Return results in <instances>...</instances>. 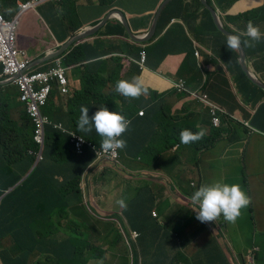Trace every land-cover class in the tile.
I'll return each instance as SVG.
<instances>
[{
    "label": "clouds",
    "instance_id": "clouds-1",
    "mask_svg": "<svg viewBox=\"0 0 264 264\" xmlns=\"http://www.w3.org/2000/svg\"><path fill=\"white\" fill-rule=\"evenodd\" d=\"M63 1L64 0H14V5L8 6H3L0 1V16L2 18L0 24V54L7 56V53L10 52L11 49L17 51L16 60L0 58V87L10 86L12 93L10 98L16 97L18 101L17 103L22 109L17 120L20 118L21 114L24 113V110H26L31 123L35 127V131L38 123L42 124L44 128L43 145L37 144L34 136V141L39 146V150L34 155L35 162L32 169L19 183L14 187L9 188L7 192L1 195L0 205L7 195L12 193L15 189L21 188L20 186L31 176L34 170H36L40 164L44 163L46 129L48 126H51L53 130L69 135L70 144L72 145L69 155L73 159H67V162L63 165V179L58 178V184H60L65 195L68 192H72L70 194L74 196L71 199H76L78 204H80L82 202L80 199L83 198L82 188H85L89 184H102L104 181V176H94V174L83 171L79 183H63L64 181L71 180L73 173L78 171L74 168V165L77 163L74 159L77 157L84 158V150L86 146L94 151L95 155L94 162H91V164L89 163L90 165L88 164V168L101 163H103L104 166L121 165L117 163L116 160L107 161L100 158L96 153L98 149H103L105 151L117 149L119 156V152L123 150L126 145L130 147L133 146L130 153L131 157H134L135 155L140 159L144 158L147 162H154V167L150 172V175L154 174L156 169L158 171L160 170V167L156 166L157 164H161V168L172 170V175L167 176L165 180H162V182L160 181L155 187L160 188L156 193L152 191L153 188L151 186L146 190H142L141 194H143V197L135 200L138 208L141 211L147 212L153 220H156L158 214L162 215L164 212L168 211H173L174 214V210L178 207H180L178 210L179 214L181 208L186 207V199L191 196L189 204L191 205V203H193L196 218L201 222L212 221L214 233L216 232L215 236L218 237L219 234H222L223 237H218V239H223V247L227 248L223 230L219 229V226L222 225L221 222L224 221L221 218L223 216L227 221H234L240 214V210L248 205L249 197L237 183L215 181L209 184H201L203 178L199 175L201 173L199 167L203 165L199 164L198 161L204 156L206 161L212 157L213 147L217 146V142L213 139L214 133H222V136L225 137L232 135L230 124L235 122L233 119L242 122L241 124L249 129L248 133L259 132L251 126L252 124L245 122V119L242 120L237 118L234 113H229L228 110L211 101L210 97L208 98L207 94L203 92L206 85L205 77L202 78L199 76V78H202L201 83H199L200 86H194L190 79V72L185 67H180L175 72H163L162 69H160V65L165 59V56H162L161 58L160 56L154 55L155 59L158 60V63L152 64L151 56L147 52L146 46L155 39L157 34L153 35L152 33H147L146 36L149 37L146 39V42L135 49L136 43H138V38L144 36L145 33H138L132 30L125 14L119 9L112 8L114 0H99L98 4L101 5L103 9H111L105 16L92 22H85L81 18L79 12L80 7L87 3H83V0H76L74 14L80 27L71 35L68 34L61 19L60 6L62 4H59ZM183 1L184 0H181L182 10L178 11L175 7V0H164L158 11V18L160 19L161 13L166 5L164 13L170 8L175 9L177 12H182L184 9ZM197 1L206 13L210 12L207 5L216 10L223 26L225 27L226 22L224 21L223 15H221L219 9L216 7L215 0ZM45 4H51V6L55 7L59 12L57 25H62V29L59 33L50 35V37L54 39V43L51 42V44H48L47 48L43 51L42 56L33 59L27 54L26 50L19 46L20 38L23 33L24 16L31 11H38V8ZM113 19L118 23L114 25V27L109 28L108 24ZM172 19L174 20L177 18ZM119 26L121 28H119ZM234 26L236 28L234 31H237L236 33L232 32L233 30L231 29L229 31L225 27L229 32L233 33L226 36L227 39L225 45L228 49H235L237 51V48L242 44L254 46L256 41L264 38V32L260 30L258 25H254L250 20L247 22L246 26L241 28L236 25ZM214 28H216L215 24ZM127 29H129V31H127ZM239 29L240 31H238ZM150 30L153 31V27ZM157 30H159L158 26ZM217 31L219 34H223L218 29ZM86 33L89 34L72 41L75 37ZM167 34L168 33L165 32L164 36ZM5 36L13 37L11 45H1V38H4ZM245 37L250 39H245ZM161 40L163 41V39ZM124 42L127 43V46H125L126 43ZM118 43H122L125 46L124 49H118L116 47ZM77 48L82 51H86L89 48H95L99 54L96 60H100L99 62H101V65L92 74L90 81L87 76L82 77L84 78L85 85L83 84V80L80 79V81L77 82V86L73 89L71 87V71L72 69L75 70L76 68H79L81 63L69 65L68 57ZM244 49L247 56L248 67L251 68L254 74L264 82L262 77L250 66L248 61V59H250V52H247L245 47ZM231 53L235 55L234 52ZM194 56L200 57V49L198 47L194 50ZM256 57L260 58L264 56ZM234 58L236 59V55ZM90 62L94 61H85L84 64L87 65ZM237 63L239 64V54ZM238 64L236 65L240 72L241 66ZM203 69V67H196L198 74L203 72ZM58 71L63 72L62 74L66 81L65 84H62L58 76H55ZM244 75L245 73L241 68V77L238 79L236 78L237 82H241L242 93L248 91L256 93L255 86L257 85ZM146 77H150V79L147 80ZM44 78H47L48 82H44ZM154 78L158 79V83L156 85H147ZM25 80L33 83L34 89L38 93H41L46 87L50 88L44 104H39L36 100H25L26 97L22 96V91L19 85L20 81L24 82ZM94 80L95 83H91ZM104 80L110 81L113 84V86L109 87L108 96H103L101 93L97 92L100 85L94 87L99 84L100 81L103 82ZM47 83L49 84L47 85ZM90 93L98 94L100 100L113 102L116 108L120 111L110 110L106 106H99L96 104L97 99H95L94 96V99H92V97L89 98L88 94ZM75 94L78 96L85 94V98L90 106H92L93 109L95 107L99 108L90 116L89 108L81 106L77 125L73 119H70L71 124H67L70 127V130H67L64 127L65 123L59 119L70 118L72 116L77 118L76 115H70L69 109V101ZM191 99L199 105L197 109H192L190 104L181 108L177 107L179 103L185 102L186 100L190 101ZM30 103L37 106V116L32 115L29 111ZM49 106H51V112L47 110ZM126 106L130 107L129 113L123 112V109ZM258 106L259 103L255 108ZM247 107L250 111L253 110L252 105H248ZM12 111L13 110L11 109L8 110L9 122L17 121L11 118L10 113ZM200 112H204L207 115L208 125L201 126L197 124L196 128L199 129V131L193 132L190 130L189 121L199 116ZM226 116L231 118L230 121L226 120ZM3 118L6 120L4 116ZM164 120L171 125V129L176 127L185 128L180 132V142L178 141L175 143L172 140L170 131L169 136L166 137V141L162 143L158 141L159 132L165 127L161 124ZM77 130L84 132L86 138H90L91 132L94 130L95 133L102 138L100 147H97L96 144H93L91 141H88V139L78 134ZM203 134H206L213 139L212 146L205 148L198 145L197 148H193L189 142L199 140ZM78 139L82 142V148L80 151L76 148V142ZM187 150L191 151L195 156L190 158L186 153ZM15 158V155L12 153L2 154V151L0 150V185L15 177V174L18 171L17 168L14 167ZM54 164L58 165V162L55 161ZM139 169H142L145 172L144 166L139 167ZM243 175L246 176L245 168ZM138 176L140 181L143 182L149 174L148 176L141 174ZM244 183L247 184L248 179H245ZM50 185L53 186L51 190L49 189ZM29 188L30 193H28V198L25 199L23 204L32 202L31 198L45 193L43 191H36V189L47 188L51 196V191L56 188V183H34V185L30 184ZM182 190L186 191L184 195L182 194ZM63 203H65V201ZM118 203L122 204L123 201H118ZM85 208L87 209L89 207L86 206ZM251 208H253V206ZM69 210L70 209L67 208L68 215L70 213ZM249 211L252 213L251 215L254 219V213L258 210L253 212H251V210ZM82 217L83 221L81 222H83L85 227H82L78 231H72L71 227L69 231L65 227L63 220L66 217L43 219L38 215H33L32 217H28L24 225L18 228H13L15 222H9L11 226L9 233L27 230L31 234L33 232L31 230L32 225L40 220L43 221L42 228L39 231L35 230L34 234L40 235L44 232L46 235V242L51 243L53 246L45 247L43 255H40L38 252H35L33 255L30 254L25 264H35L39 262V258L48 257L45 254H48L51 247L62 246L61 248L68 254L70 250L73 251V254L76 253L78 246H72L70 243L69 251L65 250L67 248L65 247V244L68 243L67 235L75 234H81L82 239L87 242L88 246H80V249L82 247L84 253H86L84 257L87 260L86 264H104V261L108 256H111L112 261L115 264H118V256L110 247L112 245L109 237H102L98 231V244L101 249L98 250L89 245L94 242L91 234L95 228L90 227L88 229L85 224L86 217L84 215ZM81 222H79V225ZM73 226H76L75 223H73ZM113 234L122 237L124 241L127 240V243H133L134 246L141 237L140 232L132 230H118L113 232ZM229 255H231L233 261L237 260L232 252H230ZM48 259L50 258L48 257Z\"/></svg>",
    "mask_w": 264,
    "mask_h": 264
},
{
    "label": "crops",
    "instance_id": "crops-1",
    "mask_svg": "<svg viewBox=\"0 0 264 264\" xmlns=\"http://www.w3.org/2000/svg\"><path fill=\"white\" fill-rule=\"evenodd\" d=\"M0 1L3 6L14 5V0ZM163 1L164 0H114L112 8L119 9L125 14L133 31L145 33L144 36L138 38L135 49L146 42V39L149 37L146 36L147 33H152L153 35L157 34V36L154 37L163 39L164 45L154 54L161 58L165 56V59L160 65V69H162L163 72H175L178 68L185 67L190 72V79L194 86H200L198 83L199 76L202 78L205 77L206 85L203 92L208 95H212L213 93L212 97H215H209L213 99L217 105L225 108L229 113H234L237 118L242 120L245 119V122L252 124L251 118L254 117L257 108H255V105L253 106V102H248L247 92L242 93L241 82H237L236 80V78L238 79L241 76L236 65L235 55L230 51L228 52L224 44L226 40H224L221 35L218 36L217 33L219 32L208 20L205 10L201 8L197 0H184V9L182 12H177L175 9L170 8L164 13L166 5L159 19L158 11ZM83 3L87 4H83L79 12L81 18L85 22H92L105 16L111 9H103L102 6L98 4L99 0H83ZM245 3H247V0L238 2L230 13H239L241 8L245 6ZM256 4V1L251 0V4L248 8ZM58 18L59 12L55 7H52L51 4L42 5L38 8V11L35 10L25 14L23 33L20 38L19 46L26 50L27 54L33 59L42 56L48 44H51V42L54 43V39L50 37V35L59 33L62 29V25H57ZM172 18L177 19L173 20ZM111 22L113 25L118 23L115 19L111 20ZM226 25L231 30L236 29L230 21L226 23ZM153 26H156L155 31L154 29L153 31L150 30ZM157 26L159 30H157ZM238 31H240V29ZM165 32L168 34L164 36ZM220 43L223 45L224 51L219 47ZM125 46H127V43ZM125 46L122 43H118L116 47L118 49H124ZM196 47L201 49L200 57L193 55ZM216 50L219 51H217L219 54ZM221 54L223 55L222 57ZM152 58L155 59V56L153 55ZM213 61L220 65V68H216L213 72L214 76L216 75L214 77V84H222L220 85L222 87L227 84L224 88L229 91V93H224L223 91L216 92L214 89H208V82L211 75L208 69L213 64ZM248 61L254 71L264 80V57L259 58L251 53V57ZM196 67H203L204 71L198 74ZM84 70H87V68L81 66L75 70L72 69L71 77H73L74 74L80 73L81 80H83L84 78L82 77L87 75L86 71L83 72ZM146 79L149 80L150 77H146ZM157 83L158 79L154 78L149 84H146L156 85ZM232 97L234 99L233 101L230 99ZM255 99H257L256 94L254 95L253 101ZM262 99L263 101L257 102L263 104L264 98ZM188 101L189 100L179 103L177 107L181 108L190 104L192 109L198 108L199 105L195 103L194 100L191 99L189 102ZM199 104L202 106L200 102ZM245 104L252 105L253 107L251 111L248 109L247 114L241 109L247 106ZM21 110L20 106L17 110H13L10 113L11 118L17 120ZM196 119H198V121H195ZM193 121L201 126L208 125L207 115L204 112H200V116L195 117ZM259 121L264 126V114L261 115ZM230 127L232 129V135L229 137L222 136V133L213 134V139L217 142V146L213 147L211 159L214 157L222 158L224 156L221 167L216 168V170L224 173L223 176H225L229 171L228 168H226L228 163L234 162L239 158L244 164L245 171H247L250 176H253L254 180L259 182V187L264 189V131L261 134L257 132L248 133L249 129L238 122H232ZM132 147L128 146L130 150ZM217 151H222V153L218 155L216 153ZM72 159L73 158L69 155L68 160ZM74 160L77 161L74 165L76 170L85 169L84 172L94 174V176L104 177H108L106 174L111 172V174H114L112 178H115V181H117V178L119 179L120 176L122 177L121 183L123 184L119 186L121 187L119 198L123 201L121 205L123 209L121 211L117 212L104 208V202L110 197L109 195H112L113 191L118 188L117 185L109 192V188L104 184H89L85 188H82L83 198L80 204H78L76 199H67L65 201L70 209V213L68 217L63 220L68 230L71 227L72 231H78L82 227H85L83 222H81L83 221L82 216H86L84 214L85 207L88 206L90 208L92 206L96 208L97 213L93 214L92 218L95 223L91 225L95 228L91 234L94 242L89 245L98 250L101 249L98 244V231L102 237H109L112 245L110 247L116 252L119 264H165L169 255L167 245L170 244L177 248L172 252V256L183 254V260L181 261L183 264L205 263L208 262L213 255L219 256L221 251H223L222 241L218 239V237H223L222 234H219L218 237L215 236V233L206 229L204 224L201 225L198 230L196 229L198 223L201 222L196 218L193 203H191V205L189 204L191 196L185 201V206L191 209L187 216L183 215L186 209V207H184L181 208L180 215L176 210H174V214L173 211H168L164 212L162 215L158 214V218L153 220L147 212L141 211L138 208L135 203V200L138 199V192L140 191L141 193L142 190H146L151 186L153 188L152 191L156 193L160 188L155 187L160 181L162 182V180H165L167 177L164 174H159L157 169L154 174L148 176L146 172L139 168L135 174H132L131 170L126 171L118 164L116 166L106 165L104 167L95 164L88 168L91 164L88 165V157H77ZM139 174L148 177L142 182L138 176ZM199 175L201 178L205 177L207 179V174L201 172ZM220 178H222V176H220ZM49 198V195L35 196L31 198V201L37 205H44L43 203H51L52 200ZM62 205L63 204H61L60 207H62ZM253 208L254 210L259 209L260 220H264V202H258ZM89 213L91 212L89 211ZM176 215H178L181 220L191 223V226L185 223L186 231L184 237H181V233L176 230ZM78 222H81L79 226H73V223ZM10 229V224L8 227H5V231L8 233ZM118 230L138 231L141 234L147 235V237L142 235L134 246L133 243H127V240L124 241L122 237L113 234V232ZM228 237L231 236L228 235ZM120 246L121 248H119ZM235 248L236 246L229 247L230 252L234 253ZM16 254L10 236L8 235L2 238V240H0V264H5L6 261L14 257L22 259L23 253L18 252V256H15ZM41 259L42 260H39V262L35 264H51L48 260H46L48 261L47 263L44 262V257Z\"/></svg>",
    "mask_w": 264,
    "mask_h": 264
},
{
    "label": "trees",
    "instance_id": "trees-1",
    "mask_svg": "<svg viewBox=\"0 0 264 264\" xmlns=\"http://www.w3.org/2000/svg\"><path fill=\"white\" fill-rule=\"evenodd\" d=\"M240 1L242 2V0H215V5L218 9H221L219 10L221 15L225 13L223 17L226 23L231 21V23L233 24L235 22L233 25L237 24L236 26L241 28L243 26H246L247 22L250 20L254 25L257 24L260 27L259 22H261L260 21L262 20L261 18H264L263 16L264 4L259 8L252 9V7L248 8L251 4V0H247V3H245V6L241 8L239 13L231 14L230 13L231 10ZM75 3L76 0H64L59 4V5L62 4L60 6L62 7L60 8L62 23L65 26L66 30L68 31V34L70 35L76 32L80 27L74 14V6L76 8ZM175 7L176 10L178 11L182 10L181 0H175ZM207 13H208L207 15H209L208 20L211 22L212 26L214 27L213 19L212 16H210L211 15L210 12ZM250 13L252 15L254 14L253 17L250 15ZM248 15L250 17H248ZM225 27L228 30H230L226 25ZM119 28L121 27L119 26ZM232 32L236 33L237 31L233 30ZM220 35L223 38L225 37L224 39H227L226 36H224L223 34ZM245 39H250V38L245 37ZM244 47L246 48L247 52L251 51V53L254 56H264V38H262L259 41H256L254 43V46L244 45ZM233 52L236 55V62H237L238 53L235 49H233ZM98 56L99 54L95 48H89L86 51H82L77 48L68 57V64L70 65L74 63H81V67L87 68V70L85 71L89 74H87L86 76L90 81L92 74L101 65V62H99L100 60L98 61L96 60ZM90 60H93L94 62H90L87 65L84 64L85 61H90ZM240 72H241V68H240ZM201 81L202 78H199L198 83H201ZM91 83H95V80L92 81ZM83 84L85 85L84 79H83ZM102 84L103 82L100 81L99 84L95 85L94 87H97ZM255 89L264 93V90L261 89L260 87L255 86ZM255 94L257 95V99L260 102L263 101L262 98H264V96H259L257 92L256 93L250 91L247 92L248 102H253L256 107L258 105L257 99L253 101ZM11 95L12 93L10 90V86L0 87V150L2 151V154L12 153L13 155H15L16 158H15L14 167H16L18 171L16 172L15 177L13 179H9L8 181L0 185V197L5 192H7L9 188L14 187L17 183H19L29 173L35 162L34 155L39 150V146L34 141L35 127L31 123L29 116L26 113V110H24V113L21 114L20 118L17 121L9 122L8 110L10 109L17 110V108L19 107V105L17 104L18 101L16 97L10 98ZM94 97L95 99H97L96 104H98L99 106L101 107L106 106L110 110H119L116 108L113 102L107 100H100L98 94H96ZM81 106H86L89 108L90 116L99 108V107H95L93 109V107L90 106L89 102L86 100L85 94L80 96L75 94L74 96H72L69 101V109H70V115L77 116V118L74 120L76 125L80 114ZM50 107L51 106H49L47 110L51 112L52 109H50ZM129 110L130 107L126 106L123 109V112L129 113ZM262 114H264V103L259 104L254 117L251 119L252 120L251 126L256 130L259 129L257 130L259 134H261L264 131V126L259 121V118L261 117ZM2 115L5 117L6 120H4ZM227 117L226 120L230 121L231 118L229 117L227 118ZM233 121L242 123L236 119H233ZM161 124L165 126L164 123ZM189 125L191 131L193 132L199 131V129L196 128L197 122L191 120L189 121ZM64 127L67 130H70V127L67 124H65ZM167 129H168L167 127L163 128V130L168 131ZM180 129L183 130L185 128L176 127L170 129L172 140L175 143H177L178 141L180 142V134H179L181 131ZM77 133L85 137L84 132L77 130ZM86 139H88V141H91L93 144H96L97 147H100L102 138L99 135H97L94 130L91 132L90 138H86ZM189 144H191L193 148H197L198 145L207 148L212 146L213 139H211L206 134H203V136L199 140L189 142ZM71 146L72 145L70 144L69 135H65L62 134L61 132H57L53 130L51 126H48L46 129L44 163L40 164L38 168L34 170L31 176L26 181H24L23 184L20 186L21 188L15 189L12 193L7 195L5 199L2 200L0 205V240H2V238H5L8 235L9 236L11 235L10 239L12 243L15 242L18 245L19 252L23 253L22 259L14 257L13 259L6 261L5 264H25L30 254L33 255L35 252H38L40 255H43L45 247L53 246L51 243L46 242V235L44 232L40 235L34 234L35 230L39 231L42 228L43 221L41 220L32 225L31 230L33 232L31 234L27 230L14 231L13 233H8L7 231H5V227L9 226V222H15L13 228L21 227L24 225L26 219L28 217H32L33 215H38L43 219H52L57 216V212L59 210L63 209L64 207L69 208L68 205L63 202L66 201L67 199H71L74 195L70 194L72 192H68L65 195L60 184H58L59 182L58 178L63 179L62 177L63 165L67 162V159L69 157L68 153L71 151L72 148ZM84 153H85L84 158L88 157L89 163L94 162L95 160L94 151H92L88 146H86ZM130 153L131 150L130 148H128V145H126V147L119 152V156L116 159V162L121 164V167L124 168L126 171L131 170L132 174H135L138 171L137 169L139 167L144 166L145 172L150 175V172L153 170L154 167V162H147L144 158L140 159L138 158V156L135 155L134 157H131ZM186 153L190 158L195 156L189 150H187ZM203 160L204 157H202L198 161V163L202 164ZM55 161L58 162V165L54 164ZM156 166L160 168L162 167L161 164H157ZM84 170L85 169L83 170L79 169L77 172H74L72 179L64 181L63 183L65 184L79 183L80 178L82 176V172ZM34 183H56V188L51 191V196L47 188L36 189V191L45 192L43 195H49L50 196L49 199L52 200L51 203H43L44 205H37L33 202H28L26 204H23L25 202V199L28 198L27 197L28 193H30L29 185L30 184L34 185ZM52 188L53 186L50 185L49 189L51 190ZM185 193L186 191L182 190V194L184 195ZM140 197H143V194H141L139 191L138 198ZM80 201H82V198L80 199ZM61 204H63L62 207H60ZM250 210L251 212L256 211L254 210V208H250ZM251 214L252 213H250L249 215L250 218L253 220ZM86 220L87 218H85V221ZM75 225L78 226L79 222L75 223ZM176 230H177V226H176ZM142 235L147 237V235L145 234H140V236ZM243 237L245 240H243ZM233 238L234 241L237 242L235 246L240 245L242 248L241 253H238L237 251H234V253L232 252L235 258L237 259L236 261H233L231 255H229L230 254L229 247L227 248L223 247L222 248L223 251H221L219 256L213 255L208 262L201 264H264V234L256 235L253 234L252 231H247L244 228H238L235 229ZM220 240L222 241L223 239ZM67 242L68 243L65 244V247H67L65 249L66 251H69V243L78 246V248L76 249V253L73 254V251L70 250L68 254L70 258L69 264H86L87 260L86 258H84L86 253H84V249L82 247L88 245L87 242H85L82 239V235L81 234L67 235ZM80 246H82L81 249ZM254 248H256L257 250H255ZM72 254L74 255L73 258H71ZM18 255L19 254L17 253L15 256Z\"/></svg>",
    "mask_w": 264,
    "mask_h": 264
},
{
    "label": "rangeland",
    "instance_id": "rangeland-1",
    "mask_svg": "<svg viewBox=\"0 0 264 264\" xmlns=\"http://www.w3.org/2000/svg\"><path fill=\"white\" fill-rule=\"evenodd\" d=\"M256 2L258 4L252 6V9L258 8V7L262 6V4H264V0H256ZM60 8H62V7H60ZM224 21H225V19H224ZM259 25L261 27L260 30L262 32H264V18L261 20V22H259ZM108 27L109 28L110 27L111 28L114 27L113 23L109 22ZM217 34H218V36H220L219 33H217ZM163 42L164 41H162L161 39L155 38L150 44H148L146 46V50L149 53V55L151 56V63L152 64H157L158 63V60L153 59L152 56L155 55L154 53L157 52L161 47H163V45H164ZM222 46L223 45L220 43V47L224 51L225 49ZM226 49L228 51L233 52V49H228L227 47H226ZM250 57H251V52H250ZM216 68H220V65L217 62L213 61V64L208 69V71H210L211 75H212V76L210 75V78L211 77L212 78L211 79L209 78L208 89L209 90H213L214 89V90H216V92H219L221 90L224 93H229V91H227L224 87L220 86L222 84H220V85H215L214 84V74H213V72L215 71ZM80 79H81V74L80 73H78L76 75L74 74V76L72 77V84H71V87L73 89H74V87L77 86V82H79ZM111 86H113L112 82L104 80L103 81V85H100V88H99V90L97 92L101 93L103 96H105V95L108 96L109 87H111ZM218 86H219V88H218ZM256 92L259 94V96H264L263 92H260L258 90H256ZM96 93L88 94L89 98L92 97V99H94L93 96H95ZM230 99L232 101L234 100L233 97L230 98ZM210 100L214 102L213 99L210 98ZM257 101L260 102L258 99H257ZM245 105H247V104H245ZM247 106H245L244 108H241L242 111L244 113H246V114L248 112V107ZM70 119L75 120L76 117L72 116L70 118H60L59 120L64 122L65 124H71L70 123ZM163 123L165 124V127L168 128L167 130L170 131L171 125L168 124L166 122V120H164ZM168 131L163 130V129L160 130V132H159V136L160 137H159V140H158L160 143L166 141V137L169 135ZM237 143H239V142H237ZM216 153L218 155H220L222 153V151H217ZM68 154H70V152ZM237 155H238V153H237ZM223 159H224V156L222 158H219V157H214L213 159L210 158L208 161H206L205 160V156H204V160L202 162L203 166L199 167L200 168L199 171H201L204 174H207V179L204 177L202 179L201 184H209V183H212V182H215V181H223V182H228V183H237V184H239L241 186V188L246 192V194L249 197L248 205L240 210V214L235 218L234 221H227V220L226 221H222L221 222L222 225L219 226V229L223 230L225 242L227 240V245L226 246L227 247H234L237 244V242L234 241V238H233L235 229L244 228L247 231H252V233L256 234V235L257 234H264V221L260 220V213L258 211H256L254 213V219L253 220L250 218V215H249V213H250L249 210H250V208L252 206L257 204L258 202H261V203L264 202V189L258 186L259 182L254 180V177L250 176L247 171H246V176L243 175L244 164L239 160V158H237L234 162L228 163L226 168H228L229 171L226 173L225 176H223L224 173L220 172L219 170H216V168L221 167V162L223 161ZM99 165L100 166H104L103 163H101ZM158 172H159V174H164L165 176H171L172 175V170L171 169L169 170L168 168H160V170ZM106 175L108 177L104 178L105 182L103 181L102 184L106 185L109 188V192H111L113 190V187L116 186V185H117L118 188L115 189L113 191V194L109 195L110 197H108L106 199V201L104 202V208L106 210H114V211H117V212L121 211L123 209V207L121 206L122 205L121 203H118V201H121V199L119 198V195L121 193V187H119V186L121 184H123V183H121L122 182V177L120 176L119 179L117 178V181H115L114 180L115 178H112V175H114V174L108 173ZM220 176H222V178H220ZM245 179H248V183L247 184L244 183ZM179 209H180V207H178L176 209V212H178ZM89 211L91 213H89ZM190 211H191V209H188L186 207V209L184 210L183 215L187 216V214H189ZM96 213H97L96 208H94L92 206L90 208H87V209L85 208V213L84 214L88 217L87 218L85 216L87 218V220L85 221V224H86V227L88 229L90 227H92L91 225L93 223H95V222H93L92 218H93V214H96ZM67 216H68L67 208L64 207L63 209H61V210H59L57 212V216L56 217L64 218V217H67ZM176 219L177 220H176L175 225L177 226V230L181 233V237L182 236L184 237V234H185V231H186L185 230V223L187 225L189 224L190 226H191V223L186 222L185 220H181L178 215H176ZM221 219L225 220L223 218V216H222ZM203 224H204L205 228L208 229L210 232H214L212 221H204V222L198 223L196 229L198 230L199 227L201 225H203ZM228 235L231 236V237H228ZM106 238H108V237H106ZM243 240H245L244 237H243ZM71 245L75 246L74 244H71ZM12 246H13V249L16 251V253H18L19 252L18 245L16 243L15 244L12 243ZM119 248H121V246ZM167 248L169 249V255H168V260L165 262V264H183V263H181V261L183 260V254H178V255L172 256V252L175 251L177 248H175L172 244L167 245ZM254 249L257 250L256 248H254ZM241 250H242V248H241L240 245L236 246L235 251H237L238 253H241ZM48 254H45V255L48 256L50 259H48V257H45L44 262H46V263L48 261H50L51 264H53V263L54 264H69L70 258L68 256V253L65 252L61 247H51L49 249ZM73 256L71 258H73ZM39 259L42 260L41 258H39ZM46 260H48V261H46ZM30 264H32V263H30ZM104 264H115V263L112 261L111 256H108L107 259L104 261ZM118 264H119V261H118Z\"/></svg>",
    "mask_w": 264,
    "mask_h": 264
},
{
    "label": "built area",
    "instance_id": "built-area-1",
    "mask_svg": "<svg viewBox=\"0 0 264 264\" xmlns=\"http://www.w3.org/2000/svg\"><path fill=\"white\" fill-rule=\"evenodd\" d=\"M1 20H2V18L0 16V24H1ZM1 41H2L1 45L8 46V45L12 44L13 37L12 36H10V37L5 36L4 38H1ZM16 56H17V51L15 49H11L10 52L7 53V56H4V54H0V58H2V59L16 60ZM62 73H63L62 71H58L55 74V76H58L61 83L65 84L66 81H65L64 75ZM43 81L48 82V79L44 78ZM48 84L49 83H47V85ZM19 85H20V89L22 91V96L26 97V99H25L26 101L36 100L39 102V104H44V102L46 101L47 95L49 94V91H50V88L46 87L45 89H43V91L41 93H38L37 91H35L33 83H30L27 80H25L24 82L20 81ZM29 111L31 112L32 115L37 116V106L35 104H33V103L29 104ZM35 141L37 144L43 145L44 128H43V125L40 123H38L36 125ZM76 148L78 151H80L82 148V142L80 139H78L76 142ZM96 153L100 158H102L103 160H107V161H114L118 158L117 149L112 150V151H105L103 149H98Z\"/></svg>",
    "mask_w": 264,
    "mask_h": 264
},
{
    "label": "water",
    "instance_id": "water-1",
    "mask_svg": "<svg viewBox=\"0 0 264 264\" xmlns=\"http://www.w3.org/2000/svg\"><path fill=\"white\" fill-rule=\"evenodd\" d=\"M206 5V3H205ZM207 8L210 10L211 14H212V18L215 24V27L221 32L223 33L225 36H227L228 34H233L232 32H229L222 24V21L220 20V17L218 15V12L216 10H214L213 8H211L209 5H207ZM125 24V23H124ZM126 26V24H125ZM127 28V26H126ZM153 29L155 31V26H153ZM127 31H129V29H127ZM89 33L86 34H81L77 37H75L72 41L84 37L86 35H88ZM71 41V42H72ZM238 54H239V64L241 66V68L243 69L245 75L247 76V78L252 81L254 84H256L257 86L261 87L264 90V82L256 75L254 74L253 70L251 68L248 67V62H247V56H246V52L245 49L243 47V44L237 48Z\"/></svg>",
    "mask_w": 264,
    "mask_h": 264
},
{
    "label": "bare ground",
    "instance_id": "bare-ground-1",
    "mask_svg": "<svg viewBox=\"0 0 264 264\" xmlns=\"http://www.w3.org/2000/svg\"><path fill=\"white\" fill-rule=\"evenodd\" d=\"M257 4H258V3H257ZM259 4H260V3H259ZM261 4H262V3H261ZM262 5H263V4H262ZM260 7H261V6H260ZM258 8H259V7H258ZM263 8H264V7H263ZM219 10H221V9H219ZM254 11H255V10H254ZM225 12H226V11H225ZM227 12H228V11H227ZM249 12H250V11H249ZM253 13H255V12H253ZM224 14H225V13H224ZM224 14H223V15H224ZM250 15L253 17L254 14L252 15V14L250 13ZM207 16H209V15H207ZM210 16H211V15H210ZM263 16H264V15H263ZM229 17H230V15H229ZM234 17H235V16H234ZM234 17H233V18H234ZM248 17H250V16L248 15ZM231 19H232V18H231ZM261 19H263V18H261ZM234 20H235V19H234ZM258 20H259V19H258ZM256 21H257V20H256ZM260 21H261V20H260ZM230 22H231V21H230ZM234 23H235V22H234ZM234 23H233V24H234ZM242 23H243V22H242ZM242 23H241V24H242ZM255 23H256V22H255ZM236 25H237V24H236ZM256 25H257V24H256ZM233 29H234V28H233ZM262 29H263V28H262ZM234 30H235V29H234ZM229 31H230V30H229ZM224 38H225V37H224ZM226 38H227V37H226ZM225 40H226V39H225ZM216 42H217V41H216ZM223 42H224V41H223ZM224 44H225V43H224ZM225 46H226V45H225ZM219 47H220V46H219ZM222 47H223V46H222ZM216 48H217V47H216ZM200 50H201V49H200ZM214 50H215V49H214ZM217 51H218V50H216V52H217ZM218 52H219V51H218ZM218 52H217V53H218ZM220 52H221V51H220ZM218 54H219V53H218ZM218 54H217V55H218ZM193 55H194V54H193ZM218 56H219V55H218ZM222 56H223V55L221 54V57H222ZM82 66H83V65H82ZM82 69H83V68H82ZM206 70H207V69H206ZM84 71H85V70H84ZM84 71H83V72H84ZM83 72H82V73H83ZM84 74H86V73H84ZM87 74H89V73H87ZM90 74H91V73H90ZM209 75H210V74H209ZM209 75H208V76H209ZM83 76H84V75H83ZM211 76H212V75H211ZM215 76H216V75H215ZM215 76H214V77H215ZM211 78H212V77H211ZM211 78H210V79H211ZM226 85H227V84H225V86H226ZM225 86H224V87H225ZM229 87H230V86H229ZM218 88H219V86H218ZM227 88H228V87H227ZM218 91H219V90H218ZM220 92H221V90H220ZM211 93H212V92H211ZM207 95H208V94H207ZM212 95H213V93H212ZM212 95H208V97H209V96L212 97ZM213 97H215V96H213ZM213 97H212V98H213ZM188 102H189V101H188ZM257 114H258V113H257ZM199 116H200V114H199ZM226 117H227V116H226ZM227 118H228V117H227ZM195 121H198V119H196ZM192 125H194V124H192ZM180 130H181V129H180ZM257 130H259V129H257ZM168 132H169V131H168ZM171 132H172V131H171ZM173 132H174V131H173ZM180 132H181V131H180ZM178 133H179V132H178ZM167 134H168V133H167ZM169 134H170V133H169ZM172 134H173V133H172ZM179 134H180V133H179ZM168 136H169V135H168ZM173 136H174V135H173ZM159 137H160V136H159ZM119 160H120V159H119ZM108 169H109V168H108ZM113 172H114V171H113ZM110 173H111V172H110ZM122 191H123V190H122ZM124 228H125V227H124ZM120 240H121V239H120ZM125 243H126V242H125Z\"/></svg>",
    "mask_w": 264,
    "mask_h": 264
}]
</instances>
